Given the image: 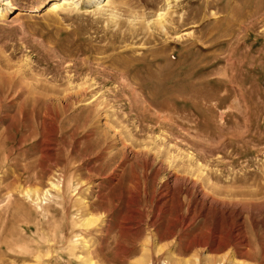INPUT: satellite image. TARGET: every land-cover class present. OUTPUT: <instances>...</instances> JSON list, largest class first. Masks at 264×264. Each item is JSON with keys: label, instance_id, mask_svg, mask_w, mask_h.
<instances>
[{"label": "rangeland", "instance_id": "rangeland-1", "mask_svg": "<svg viewBox=\"0 0 264 264\" xmlns=\"http://www.w3.org/2000/svg\"><path fill=\"white\" fill-rule=\"evenodd\" d=\"M10 1L0 264H264V0Z\"/></svg>", "mask_w": 264, "mask_h": 264}, {"label": "bare ground", "instance_id": "bare-ground-1", "mask_svg": "<svg viewBox=\"0 0 264 264\" xmlns=\"http://www.w3.org/2000/svg\"><path fill=\"white\" fill-rule=\"evenodd\" d=\"M110 1L111 0H93L92 2L90 1L91 3L83 4L82 0H54L49 5L47 13H57L59 11L65 10L67 8H75V9H80V8H84V9L100 8V7H102L105 4L108 5L110 3ZM169 1L170 0H168V2ZM13 10H14V8H13L10 0H0V19L8 17ZM158 19H159V22H161L162 25L164 26L165 30H167L166 27H167V24H168L167 22L168 21L166 20V22H165V19H166L165 16L160 14L158 16ZM161 23H160V25H161ZM52 186L56 189V185L55 184H52ZM203 204H205V206L207 207V209L206 208H204V209H206L207 213H209V215H211L213 218H215V219H217L219 217L220 218H224L225 213H226V209H225V206L223 204L217 203L214 200H212L210 202L205 201ZM93 220L94 219L89 217L85 221H87L86 223L90 224L91 222H93ZM95 222H96V220H95ZM86 226H87V224H86ZM174 260L175 261H172V259H170V261L172 263H174V264H186L184 261H182L180 259H174ZM207 260H208V264H212L213 263L212 259L207 258L206 262H207ZM87 261L91 262L92 259L90 258ZM170 261H169V263H171ZM166 262H167V260L164 262V264H166Z\"/></svg>", "mask_w": 264, "mask_h": 264}]
</instances>
